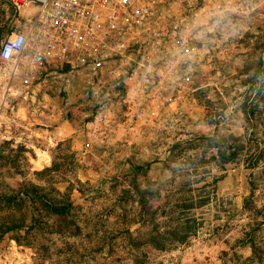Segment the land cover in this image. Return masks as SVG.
<instances>
[{"label": "rangeland", "instance_id": "374dc122", "mask_svg": "<svg viewBox=\"0 0 264 264\" xmlns=\"http://www.w3.org/2000/svg\"><path fill=\"white\" fill-rule=\"evenodd\" d=\"M241 1L172 130L0 63V264H264V0Z\"/></svg>", "mask_w": 264, "mask_h": 264}, {"label": "built area", "instance_id": "2783aa9c", "mask_svg": "<svg viewBox=\"0 0 264 264\" xmlns=\"http://www.w3.org/2000/svg\"><path fill=\"white\" fill-rule=\"evenodd\" d=\"M3 2L11 19L0 63L10 82L67 96L83 88L91 104L120 107L136 131L174 129L169 121L197 91L216 18L243 8L241 0Z\"/></svg>", "mask_w": 264, "mask_h": 264}]
</instances>
